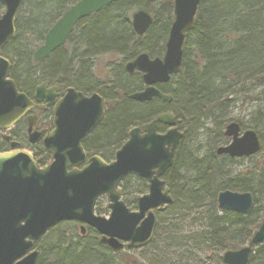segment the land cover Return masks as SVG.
<instances>
[{"label":"trees","instance_id":"obj_1","mask_svg":"<svg viewBox=\"0 0 264 264\" xmlns=\"http://www.w3.org/2000/svg\"><path fill=\"white\" fill-rule=\"evenodd\" d=\"M74 2L25 0L30 8L22 17L17 14L15 36L1 53L11 64L10 79L19 92L23 86L45 80L105 96V118L83 143L89 154H100L105 162L107 154L112 156L126 142L130 127L171 114L183 136L173 165L163 176L172 202L154 210L156 226L150 246L165 259L166 248H176L180 264H221L225 252L250 246L264 217V158L253 160L264 155V149L244 159L255 163L243 171H237L238 160L217 156L216 149L228 143L223 129L229 123H237L243 132L254 131L257 138L264 132V0H200L193 28L184 41L179 73L167 84L156 86L171 97L170 103L128 100L143 84L141 75H128L123 64L141 53L150 58L161 56L173 19L172 1L118 0L84 19L62 48L36 63L32 47L42 45L46 28ZM138 10L153 18L143 37L134 34L130 23V14ZM105 54L118 56L120 63L113 67L112 82L94 86L90 67L96 57ZM236 104L250 106L247 119L231 118ZM156 129L162 133L166 127L158 123ZM200 135L205 136L207 147L201 156L198 149L184 146L186 140L194 143ZM102 149L105 153H98ZM45 161L44 157L37 159L39 165ZM119 188L127 208H136L133 198L147 190L146 183L133 174ZM224 191L251 194V210L246 215L218 210L216 196ZM103 211L95 205L96 214ZM88 233L91 239L83 246L64 236L56 238L45 251H39L37 264H116V254L99 245L94 231ZM160 233L167 246L163 249L156 244L155 236ZM252 249L248 264H264V248Z\"/></svg>","mask_w":264,"mask_h":264},{"label":"water","instance_id":"obj_2","mask_svg":"<svg viewBox=\"0 0 264 264\" xmlns=\"http://www.w3.org/2000/svg\"><path fill=\"white\" fill-rule=\"evenodd\" d=\"M24 1L0 0L3 8L0 16V130L12 127L32 106L10 79L11 64L1 55L15 36V17ZM117 1L79 0L69 7L45 33L42 45L33 53L34 61L44 60L63 47L79 21ZM199 3L200 0H173V20L162 57L150 59L146 53H141L125 65L128 74L141 75L144 87L130 94L128 100L171 102V97L163 95L155 85L167 84L179 73L185 37L193 28ZM152 22V16L144 11L131 15V28L138 37L145 35ZM41 90L36 89L37 101H40ZM53 112V130L43 139V147L51 157L48 165L38 168L32 156L23 151L0 153V264H37L39 253L28 251L35 241L61 222L80 223V236L85 234V227L95 231L99 245L113 253L122 251L124 245L131 250L148 246L155 228L153 211L172 202L162 178L171 168L182 139L174 117L162 114L131 129L113 161L106 163L96 156L86 159L81 144L104 118L101 97L86 98L67 89ZM159 122L167 127L166 132H156ZM223 135L229 142L216 150L217 156L249 158L260 151L256 133L241 132L237 123L227 124ZM28 136L32 141L29 131ZM129 174H135L148 184L147 193L136 199L135 211L126 207L118 188ZM102 196L108 200L107 218L94 213L96 201ZM252 200L251 194L224 191L217 194L216 206L220 211L246 215L253 206ZM259 226L251 237L252 248L258 245L264 248V217ZM250 246L225 252L223 264H248Z\"/></svg>","mask_w":264,"mask_h":264},{"label":"rangeland","instance_id":"obj_3","mask_svg":"<svg viewBox=\"0 0 264 264\" xmlns=\"http://www.w3.org/2000/svg\"><path fill=\"white\" fill-rule=\"evenodd\" d=\"M33 1L37 2V0H33ZM167 1H169V0H162L163 3L167 2ZM171 1L173 3V0H171ZM28 8H30V6L28 7V4H24L21 7L18 16L22 17L27 12ZM2 12H3V9H2V7H0V16H1ZM131 15L132 14H130V22H131ZM48 28H46V29L48 30ZM39 46L40 45L32 47L34 49L33 52ZM163 53H164V51H163ZM163 53L161 55H163ZM161 57L162 56L157 57V58H161ZM150 59H153V58H150ZM119 63H120L119 57L114 55V54H105V55H101L99 57H96L93 60V63L90 67V77L92 76L91 82L93 83V85L98 86V84H100L102 86V84L108 85V83H107L108 81L112 82L113 67ZM125 64H126V62L123 64V66ZM23 87H26V86H23ZM249 108H250V106L248 104H247V106H245L243 108L236 104V109L232 113L231 118L236 119L237 117H239V118L247 119V114L249 112ZM130 128H133V126ZM0 138H1V136H0ZM193 140L195 141L194 143H189L186 140L184 142V146L185 147L187 146L189 150H192V148L198 149V152H200L199 156H201L203 153H205L207 151V147L205 146V143H206L205 136L200 135V136L195 137ZM259 141H260V147L262 148V149H260V152H261L264 149V132H262L261 136L259 137ZM191 144H193V145L191 146ZM1 145L2 144L0 142V151L2 148ZM0 153H5V152H0ZM255 156H257V155H255ZM106 157L109 159V160H107L106 163L112 161V157H110L108 154L106 155ZM260 158H264V155L262 154V155H260V157L258 156L256 158H254L253 160L258 161V159H260ZM238 161L239 162L236 164L237 171L238 170L243 171V170L251 167L252 164L255 163V161H250V160L247 161V160H244L241 158H239ZM46 163H47V161L44 162V164H46ZM165 190H167V189L165 188ZM119 192L121 193L120 188H119ZM146 193H147V190L143 189L141 195H144ZM141 195H139L137 197H140ZM130 199H132V198H130ZM133 199L136 202V200H135L136 198H133ZM95 205L98 208L104 210L102 213L99 214V216L107 218L108 213H109V211L107 209V205H108L107 198L102 197V198L98 199V201L96 202ZM129 209H130V211L136 210L134 207H129ZM96 215H98V214H96ZM79 226L80 225H78L75 222H61V223L56 224L54 227L51 228L52 230L50 229L51 230L50 233L48 232L49 231L48 230L47 231L48 233L46 232L47 234L45 233L43 235V236H45V239H42V237H43L42 236L37 240V242H35L36 243L35 249L40 251V252L43 250L45 251L47 246L50 243H52L53 240H55L56 238H58L60 236H64L66 239H69V240L71 239L73 243H76L80 246L85 245V243L89 242V240L91 239L89 237V233H88L89 230H87V232L83 236H80ZM155 226H156V224H155ZM161 237H163V235L161 233L157 234L155 236V238L157 240L156 239L155 240H156V244H158L159 247L161 246L163 249V248H166L167 246L165 247V245L162 243ZM96 238L98 240V236ZM153 238L154 237H152L151 241L153 240ZM151 241H150V243H151ZM150 243L148 244V246H146L142 249H139V250H129L126 247H124V249L122 251H120L118 253H114V254H116V259H115L116 264H180L179 258L176 257L177 256L176 254L178 253V252H175L176 248L174 249V248L167 247L166 248V250H167L166 255L168 258L165 259V258L160 257V254L157 252V250H155L153 247L150 246Z\"/></svg>","mask_w":264,"mask_h":264},{"label":"flooded vegetation","instance_id":"obj_4","mask_svg":"<svg viewBox=\"0 0 264 264\" xmlns=\"http://www.w3.org/2000/svg\"><path fill=\"white\" fill-rule=\"evenodd\" d=\"M78 1L79 0H75V2L73 4H71L69 7L73 6ZM88 17H86V18H88ZM86 18H84V19H86ZM84 19L79 21L74 26V29ZM42 61L43 60L37 61V62L35 61V62L36 63H40ZM124 71H125V65H124ZM125 73H127V72L125 71ZM134 74H135V72L132 73V74H128V75L132 76ZM136 74H138V73H136ZM98 86H101V85L98 84ZM156 86H155V88H157ZM23 88L24 89L22 91L20 90V93H23L27 97V99H29V101L31 102L32 106L30 107V109H28V111L25 113V115L23 117H21L12 127H10L9 129H6V130H0V136H1L0 142L2 144L1 145L2 148H1L0 152H11V151H23V152H26L30 156H32V158L34 159V161L36 162V164H37V166L39 168H43L44 166L48 165L51 162L50 155L45 151V149L43 147V139H44V137L46 135L51 133L52 130H53L52 122H53V117H54V112H53L54 111V106L57 104L58 101H60L62 99V97L65 94L67 89H73L74 91L81 93L86 98H89L92 95H97V96L101 97L103 99V102H104V118H105L106 98H105V96H103L102 94H100L97 91H91V92L83 93V92L78 91V90H76V89H74L72 87L64 86L62 83L48 82V81H45V80L44 81H39L37 83H30L26 87H23ZM37 88L42 89L40 91V93H38L40 101L35 100V94H36V89ZM111 97H113V96H111ZM104 118H103V120H104ZM99 124L96 126V128L85 139H83V141L81 143L82 144V148H83V150H84V152L86 154V159L96 156V157H99L100 159L103 160V158L100 156V154H94V153H92V154L90 153L89 154L86 151V149L84 148V146H83V143H85V141L88 140V138L96 131V129L98 128ZM138 127H140V126H138ZM133 128H136V127H133ZM133 128H131V129H133ZM156 128H157V126H156ZM166 130H167V127H166ZM166 130L164 132H166ZM28 131L30 133V138H31L32 141H29ZM156 132H157V129H156ZM164 132H162V133H164ZM157 133H159V132H157ZM127 135H128V133H127ZM104 151H105V149H102V150H99L98 153H102ZM115 152H114V154H115ZM104 153H102V154H104ZM114 154L112 156H110V157H112V161L114 159ZM41 157H44L45 160L47 161V163L42 165V166L37 163V159H39ZM162 180H163V178H162ZM145 183H146V187L148 189V184H147V182H145ZM75 223H77L78 225L81 226L80 223H78V222H75ZM87 230H89V228L85 227V233L87 232ZM35 246H36V243H34L32 251L36 250Z\"/></svg>","mask_w":264,"mask_h":264},{"label":"bare ground","instance_id":"obj_5","mask_svg":"<svg viewBox=\"0 0 264 264\" xmlns=\"http://www.w3.org/2000/svg\"><path fill=\"white\" fill-rule=\"evenodd\" d=\"M197 10H198V8H197ZM196 13H197V11H196ZM196 16V15H195ZM187 36V35H186ZM186 38V37H185ZM180 69H181V67H180ZM163 95H165V94H163ZM168 96V95H167ZM147 124V123H146ZM183 136V135H182ZM181 141V140H180ZM227 145V143L225 144V145H222V146H219L218 148H220V147H224V146H226ZM217 148V149H218ZM216 149V150H217ZM173 161H174V158H173ZM173 165V164H172ZM172 167V166H171ZM163 182H164V180H163ZM164 185H165V182H164ZM166 188V187H165ZM168 192V191H167ZM38 253H39V256H38V259H39V257H40V252L38 251ZM188 259H190V258H188ZM221 261H222V256H221Z\"/></svg>","mask_w":264,"mask_h":264}]
</instances>
